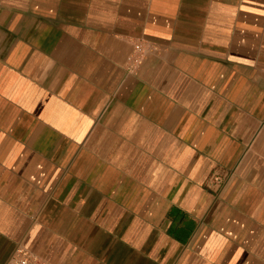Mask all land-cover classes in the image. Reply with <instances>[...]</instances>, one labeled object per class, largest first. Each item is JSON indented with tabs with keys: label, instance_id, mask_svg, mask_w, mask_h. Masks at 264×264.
<instances>
[{
	"label": "crops",
	"instance_id": "obj_1",
	"mask_svg": "<svg viewBox=\"0 0 264 264\" xmlns=\"http://www.w3.org/2000/svg\"><path fill=\"white\" fill-rule=\"evenodd\" d=\"M20 247L264 264V0H0V264Z\"/></svg>",
	"mask_w": 264,
	"mask_h": 264
},
{
	"label": "built area",
	"instance_id": "obj_2",
	"mask_svg": "<svg viewBox=\"0 0 264 264\" xmlns=\"http://www.w3.org/2000/svg\"><path fill=\"white\" fill-rule=\"evenodd\" d=\"M136 52L131 55L130 62L132 66L138 65L143 56V48L140 43L135 45ZM221 176L217 174H212L208 178L209 183L219 184L221 182ZM6 264H42L41 259H39L35 254L25 247H20L16 250L13 257Z\"/></svg>",
	"mask_w": 264,
	"mask_h": 264
}]
</instances>
